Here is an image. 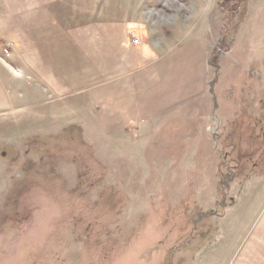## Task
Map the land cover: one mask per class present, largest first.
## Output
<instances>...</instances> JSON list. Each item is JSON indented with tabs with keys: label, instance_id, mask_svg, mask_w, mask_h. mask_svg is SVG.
<instances>
[{
	"label": "rangeland",
	"instance_id": "obj_1",
	"mask_svg": "<svg viewBox=\"0 0 264 264\" xmlns=\"http://www.w3.org/2000/svg\"><path fill=\"white\" fill-rule=\"evenodd\" d=\"M256 1L45 0L67 23L129 14L149 33L214 42L215 105L194 135L175 124L136 147L88 116L43 126L0 112V264H264V60L242 68ZM12 48L0 40L1 78Z\"/></svg>",
	"mask_w": 264,
	"mask_h": 264
},
{
	"label": "crops",
	"instance_id": "obj_2",
	"mask_svg": "<svg viewBox=\"0 0 264 264\" xmlns=\"http://www.w3.org/2000/svg\"><path fill=\"white\" fill-rule=\"evenodd\" d=\"M256 2L244 70L260 69L264 60V0ZM48 3L6 0L0 8V40L14 43L7 55L14 76L0 77L6 85L0 90L2 114L28 110L43 126L88 116L104 135L127 138L133 147L145 137L168 139L161 133L173 131L175 124L190 137L199 118H210L215 98L208 56L214 42L194 33L175 40L160 25L149 33L129 14L67 23L60 8H40ZM130 33L140 34L141 42L133 45ZM191 53L197 55L195 63L189 61ZM206 148H191L190 156L199 157Z\"/></svg>",
	"mask_w": 264,
	"mask_h": 264
},
{
	"label": "built area",
	"instance_id": "obj_3",
	"mask_svg": "<svg viewBox=\"0 0 264 264\" xmlns=\"http://www.w3.org/2000/svg\"><path fill=\"white\" fill-rule=\"evenodd\" d=\"M129 39L133 45H137L141 42V35L135 34V33H130ZM5 54H8V50H5Z\"/></svg>",
	"mask_w": 264,
	"mask_h": 264
}]
</instances>
